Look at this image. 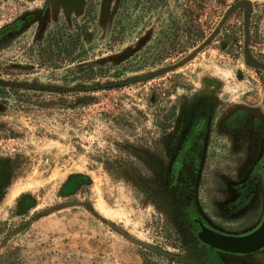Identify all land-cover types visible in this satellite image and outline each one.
<instances>
[{
	"label": "rangeland",
	"instance_id": "374dc122",
	"mask_svg": "<svg viewBox=\"0 0 264 264\" xmlns=\"http://www.w3.org/2000/svg\"><path fill=\"white\" fill-rule=\"evenodd\" d=\"M203 98L206 203L264 122V0H0V264H195L151 167Z\"/></svg>",
	"mask_w": 264,
	"mask_h": 264
},
{
	"label": "flooded vegetation",
	"instance_id": "af4514ba",
	"mask_svg": "<svg viewBox=\"0 0 264 264\" xmlns=\"http://www.w3.org/2000/svg\"><path fill=\"white\" fill-rule=\"evenodd\" d=\"M216 109L217 106L204 98L190 105L177 121L171 141L166 139L169 142L164 149L166 163L151 167L153 185L161 204L169 211L170 220L182 236L193 263L229 264L238 259L243 264H250L256 259L255 255L262 254L264 250L249 256H236L210 248L199 234L215 230L244 235L260 225L264 217V122L256 117L253 125L247 127L246 139L241 144L247 160L238 165L237 173L233 168L230 174L221 173L228 181L220 182L218 196L206 204L202 198L203 177L210 138L214 130H226L233 136L235 129L234 119L230 126L223 124L225 117H221L220 124H213ZM260 134H263L262 139ZM250 135L254 136L253 142Z\"/></svg>",
	"mask_w": 264,
	"mask_h": 264
},
{
	"label": "water",
	"instance_id": "95a60500",
	"mask_svg": "<svg viewBox=\"0 0 264 264\" xmlns=\"http://www.w3.org/2000/svg\"><path fill=\"white\" fill-rule=\"evenodd\" d=\"M74 5H79L84 0H69ZM200 239L224 252L236 254V256H249L264 250V217L260 225L250 233L244 235H230L215 230H206L199 234ZM229 264H243L238 259Z\"/></svg>",
	"mask_w": 264,
	"mask_h": 264
},
{
	"label": "trees",
	"instance_id": "16d2710c",
	"mask_svg": "<svg viewBox=\"0 0 264 264\" xmlns=\"http://www.w3.org/2000/svg\"><path fill=\"white\" fill-rule=\"evenodd\" d=\"M71 184H72V181L67 182V183L64 185V187H63V191H64V193H65V192H68V191L70 190V186H71Z\"/></svg>",
	"mask_w": 264,
	"mask_h": 264
}]
</instances>
